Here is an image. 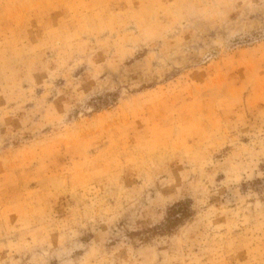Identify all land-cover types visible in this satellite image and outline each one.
<instances>
[{"label": "rangeland", "instance_id": "obj_1", "mask_svg": "<svg viewBox=\"0 0 264 264\" xmlns=\"http://www.w3.org/2000/svg\"><path fill=\"white\" fill-rule=\"evenodd\" d=\"M0 264H264V0H0Z\"/></svg>", "mask_w": 264, "mask_h": 264}]
</instances>
